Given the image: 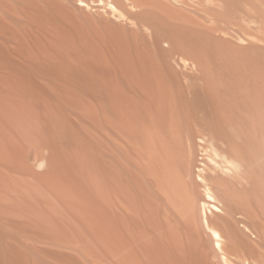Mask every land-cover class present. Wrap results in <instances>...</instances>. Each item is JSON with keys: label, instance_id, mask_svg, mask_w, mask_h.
Here are the masks:
<instances>
[{"label": "bare ground", "instance_id": "6f19581e", "mask_svg": "<svg viewBox=\"0 0 264 264\" xmlns=\"http://www.w3.org/2000/svg\"><path fill=\"white\" fill-rule=\"evenodd\" d=\"M0 264H264V0H0Z\"/></svg>", "mask_w": 264, "mask_h": 264}]
</instances>
